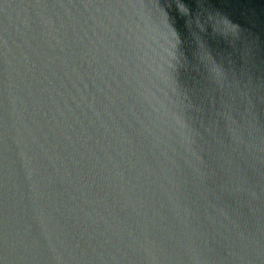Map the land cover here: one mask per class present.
Instances as JSON below:
<instances>
[{
    "label": "water",
    "instance_id": "obj_1",
    "mask_svg": "<svg viewBox=\"0 0 264 264\" xmlns=\"http://www.w3.org/2000/svg\"><path fill=\"white\" fill-rule=\"evenodd\" d=\"M0 264H264V0H0Z\"/></svg>",
    "mask_w": 264,
    "mask_h": 264
},
{
    "label": "snow or ice",
    "instance_id": "obj_2",
    "mask_svg": "<svg viewBox=\"0 0 264 264\" xmlns=\"http://www.w3.org/2000/svg\"><path fill=\"white\" fill-rule=\"evenodd\" d=\"M181 3H182V0H181Z\"/></svg>",
    "mask_w": 264,
    "mask_h": 264
}]
</instances>
